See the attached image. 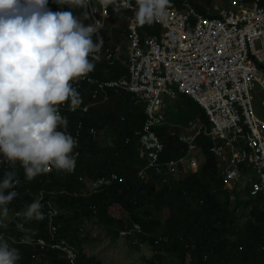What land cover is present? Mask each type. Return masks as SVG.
<instances>
[{
	"label": "trees",
	"instance_id": "trees-1",
	"mask_svg": "<svg viewBox=\"0 0 264 264\" xmlns=\"http://www.w3.org/2000/svg\"><path fill=\"white\" fill-rule=\"evenodd\" d=\"M186 1H188L191 5H193L199 12L202 11L203 13L202 12L201 13L205 16H209V13H210L211 17L217 15L216 13L213 12L214 5H215L214 0H205V1L204 0H171V4L177 5V3H178L177 7L184 8L186 6ZM52 3H53V5H52ZM200 3H203L202 4L203 6ZM182 5H184V6H182ZM69 6H70L69 3L59 4L56 2V0H48L47 9H49L53 12L54 11L55 12L61 11V10L71 11V12H73L74 15L81 18L83 23L87 22L86 25L91 23L92 14H91L89 6L86 9L76 7L73 5H71L70 7ZM111 6H109V15L110 16L107 17V19H106L107 23L110 24L112 22L117 21L118 17L119 18H124V17L127 18L129 16L128 11L126 12V10L123 11L124 9H122L118 13V17H117V14H116L117 12L115 13L114 9L111 8ZM110 8L112 9L111 13H110ZM85 11H87L89 14L87 19H85L82 15ZM74 12H76V13H74ZM114 19H115V21H114ZM128 26H129V23H128ZM106 27H107V25H106ZM155 27H157V26H155ZM155 27H154V25H148L146 28H142V29H143V31H145L146 29H149V28L153 29ZM126 29H127V26H126ZM142 29L140 30L141 33H142ZM157 29H158V27H157ZM155 31H156V33H160V31L156 30V28H155ZM141 33H140V36L143 37L141 35ZM154 33L155 32L153 29L152 34H154ZM143 34L146 35L144 32H143ZM97 35L101 36L103 38V46L101 48V51L98 53L99 59H101V61L98 62V64L94 67V70L89 74L94 75L96 73L94 75L96 77L98 76L99 78L102 77V78H106V79H112V78L121 77L122 75L129 73L130 69H128L129 66H127L126 64H120L119 63L117 65L110 66L107 62H105V59L103 57V53L105 51H107V49L113 43V37L109 33V31L108 30L106 31V28H105L104 31L102 30ZM97 35H96V37L94 36V38H93L94 41L96 40ZM125 35H126V38L128 41L129 30H128V34H125ZM144 42H145V40H144ZM98 60H93V61L96 62ZM120 69H122V70H120ZM123 69H126V70H123ZM100 72H102V73H100ZM78 81H80V80H78ZM78 81H76V82H78ZM76 82H74V83H76ZM74 83H73V85H74ZM106 89H109V90H106V91L104 90L102 93V96L105 97L108 93L110 95H112L111 101L109 103H107L105 105H101V106L92 107L91 108L92 111L90 109V112H87V113L81 112V111L80 112L77 111L78 113L65 111L66 115L68 116V114H69V116H70V117L68 116V121H67V126L69 127V128L68 127L66 128L67 132L72 134V136H75L76 135L75 133L77 132V130H79V129L81 130L80 131L81 132V136H80L81 138L79 139L80 143H78V145L74 148V151H73V154H75L76 152L79 151L80 157L78 159L77 164L75 165V168L72 171H70V172L65 171L64 172L63 170H57L53 167L47 173L39 174L36 177V179L34 178V180H31V183H30V182H28L26 177L23 176V175H25L24 170L21 166H19L20 165L19 162L16 164L15 170L18 173V176H19L18 179L21 182L23 181L25 184L22 182L16 186L15 190L17 191L18 196L13 200L14 202L12 201L13 204L11 202L10 206H7L10 210L9 211L10 217L8 216L4 220V225H7L6 227L4 225H0V232H5L6 237L3 239L7 240L8 244L11 242L10 243L11 245L9 244L10 247L15 248L14 246H16V249L19 251V254H21L20 255L21 258L25 256V258L23 260L20 258L21 260L20 261L18 260L17 264H24V263L25 264H30V263L31 264H42V262L45 264H73L69 259H67L62 254V252L60 250L54 249L51 245H49L51 247L48 246L49 248L44 249L42 246H41L42 247L41 248L38 244L33 243L31 240H29L30 238H37L38 239V238H43V237L47 240L49 239L48 241L50 243L56 242V241H60V242L61 241H67V242H69V240H70V242H69L70 244L79 248L80 258H82V259H79V264H85V263L86 264H96V263L98 264V260H99L98 255H96L97 253L94 252L92 247H91L92 242L98 240V237L95 236L94 234H92V232H91V224L92 223H96L100 227L105 229V233H104V234H106L105 237L108 240L111 237V240H109L110 242L111 241L116 242V241H118L119 238H122L121 234L124 231H134L133 234H135V235H133L132 237H129L130 240L128 238H125V239H127V243L130 244V246H132L133 248L135 247L134 246L135 241L138 239L136 246H138V245L139 246L135 247V249L137 248V250H140L138 248H141V250H142V248L144 246H147V247L149 246V249L151 250V255L149 258H146V260H145V258H143V260H145L144 263L146 262V264H148V262L150 264H168V261L171 262V264H264V196H262V195H256V196L250 195L249 194L250 192L248 191L247 186H245L241 181H238L236 183L235 182L229 183V182H226L224 180V176L221 173V166H222L221 164L222 163H220V159L215 154L210 152V149H209L210 140L206 136L204 137L203 143H202V147L204 148L203 151H204V155H205V162L203 164L199 165V167L196 170H191L189 172L185 171V172L181 173L178 177H176L174 174H169L168 176H169L170 180L168 182H163L162 176H158V173L154 169H149L148 175L146 177H143L141 175V172L144 169H146V167H147L146 165H148V162L145 158L142 157V144H141V141L138 142V140H141V139H140V135H138L137 132H139L140 130L142 131L144 126H145V122H144V121H146L145 105L144 104H140V105L137 104L138 99H136V95H134L133 93L131 95L130 92H127L126 90L124 91V89L110 88V87H106ZM82 93L80 94V97L83 99ZM178 94L179 95H178L177 100H179V102L181 103L180 110L184 109V112L182 114L183 117H182V115H178L175 112H171V111L168 112L167 111V117H168L166 119L167 123L166 124L164 123L163 124L164 126L161 125L162 127L157 126L158 128L157 127L155 128V130L158 132V134H160L159 136L161 137L162 141L165 142V148H164V151L162 153V161H164V162L169 161V160H179L180 158H182L185 155L186 145H185L184 141L180 140V135L183 133L182 130L186 129V127H187V125L191 119L195 118L196 116H198L200 114V115H203V117L206 121H209V119L207 117L208 115L206 113V110H204V108L198 102H196L191 96H189L186 93L179 92ZM180 96H184L183 99L185 101L183 99H180ZM91 97L93 98V95L90 96V98ZM193 101H194V103H192ZM88 103H89V101H87V104ZM184 103H185V105H184ZM68 104L70 106V102H68ZM131 104H135V105H132V107H131ZM136 106L139 109H136L135 108ZM101 107H102V110H101ZM125 107L128 109H125ZM97 108H99V109H97ZM131 108H132V110H130ZM93 109H95L97 111H93ZM194 109L196 111L198 109V111L196 112ZM188 110L190 112H188ZM200 110H203L204 112H202ZM79 113H80V115H79ZM184 113H187V114L185 115ZM197 113H199V114H197ZM205 113H206V115H205ZM84 114H87L86 115L87 119L90 122L88 120H86V117ZM89 114H91V115H89ZM95 114H97L98 116ZM129 114H132V115H129ZM71 115L74 117H77V115H78V117H77V119H75ZM82 115H84V117ZM80 116L82 117V119ZM96 116H97V118H96ZM103 116H104V118H103ZM108 116H110V117H108ZM122 117L124 120L122 119ZM144 117H145V120H144ZM78 118L81 120H79ZM91 118H94V119H91ZM83 119H85V120L83 121ZM141 119H143V120H141ZM75 120H76V122H75ZM97 121H98V123H97ZM73 122H74V124H73ZM77 122H79V123H77ZM69 123H70V125H69ZM181 123H182V125H181ZM173 124H177V125L180 124L182 127H180V126L174 127ZM76 125H78V126H76ZM101 125H103L104 127H102ZM123 125L126 127H124ZM87 126L90 127V130H89L90 132H88L87 129H89V128ZM76 127H78V128H76ZM81 127H83V128H81ZM91 127H97V130H98L97 135L98 136L92 133ZM98 128H100V129H98ZM176 129H177V131H175ZM62 130H64V129L62 128ZM110 131H112V132L110 133ZM178 131H180V132H178ZM82 132H85L84 135ZM166 132H167V134H165ZM102 133H103V135H102ZM120 133H121V135H120ZM118 134H119V136H118ZM175 136H177V137H175ZM117 138H118V140H117ZM132 138L134 140H132ZM115 142H117V143H115ZM125 142H127V143H125ZM129 145H130V147L128 148ZM99 149H100V151H99ZM93 152H94V154H93ZM164 152H166L165 155H163ZM207 154H209V155H207ZM0 159H2V158L0 157ZM145 162H147V163H145ZM91 164L93 166L92 168L90 167ZM182 166H183L182 164L181 165L179 164L177 167H178V169L184 170V168ZM141 167L143 169H140ZM184 167L186 169V166H184ZM1 168H3V169H1ZM0 169H1L0 170V182H2L4 174L6 172L5 170L7 169V171H11L12 165L6 164V163H4V164L0 163ZM51 171H54V172L56 171V172L55 173L52 172L53 174H51ZM117 171H119V172H117ZM113 173H118L120 176L118 180L113 182L114 185L111 184V185H108L106 187L104 186L101 189L102 191L99 190V191L91 192L89 185L95 179L98 180L104 176H110ZM197 173H198V175H197ZM138 174H139V177L135 178L136 176H138ZM204 174H206V175H204ZM210 174L212 177L210 176ZM41 175H42V177H41ZM56 175H57V177H59V176L60 177L57 178ZM62 175H63V178H62ZM64 175H65V178H64ZM209 176H210V178H209ZM96 177H98V178H96ZM216 177H221L222 179L220 180V178L218 179ZM184 178L187 180L185 181ZM211 178L214 181H212ZM81 179H82V181H81ZM43 180H44V182H43ZM159 180L160 181L162 180L161 181L162 183H160ZM144 181H146V182H144ZM27 182H28V184H27ZM50 182H52V183H50ZM182 182H183V184H182ZM35 183H36V185H35ZM144 183H146V184L144 185ZM156 183L158 184L159 187L157 186ZM174 183H176V185ZM163 184H164V186H163ZM81 185H83V186H81ZM84 186H85V188H84ZM152 186H154L153 187L154 189L151 188ZM212 186H213V188H212ZM222 186H223V189H222ZM66 187H69V188L67 189ZM86 187H87V189H86ZM143 187H145L146 189H149V191L148 190L146 191V189L144 191ZM147 187H149V188H147ZM178 187H180V188H178ZM224 187H225V190H224ZM242 187H244V188H242ZM106 188H108V189H106ZM172 189H173V191H172ZM231 189H232V191H231ZM11 190L12 189H9L6 191H11ZM76 190H78L77 193H76ZM136 191H138V192H136ZM167 191H169V192H167ZM233 191H235V192H233ZM39 192H41V193H39ZM121 192H123V193H121ZM166 192L168 194L171 193L172 197L168 196L166 194ZM100 193H102V194H100ZM98 194H100V195H98ZM146 194H148V195H146ZM158 194H160V195H158ZM186 194L187 195L189 194V195L186 196ZM71 195H73V196H71ZM87 195H89L91 198H93V200H91V198ZM92 195H93V197H92ZM95 195H98L99 197H94ZM154 195H157V196H154ZM166 195H167L168 202L166 200ZM192 195H193V198H191ZM38 196H40V197H38ZM66 196L69 198H67ZM152 197L153 198L155 197L154 200ZM176 197H177V199H176ZM218 197H220V198H218ZM57 198H59V200ZM161 198H162L163 202L165 201L164 203L161 201ZM186 198H188V199H186ZM37 199H39L43 205L41 211H43L44 215L48 212V210L52 206L61 210L60 211L61 214H60V216H57V221H56V223L58 222L61 225L60 229H59L60 233H57V236H55V234L53 235V232L51 229V224H50V219H48V218L44 217V219H46V220L43 219V221H44V223H43V221H41V220L38 221L35 219L22 221L19 217L16 216V213L24 211L29 204H31L32 202H34ZM68 199H71V201L70 200L68 201ZM72 199L75 202H73ZM79 199H80V202H78ZM82 199H83V202H82ZM23 200H24V202H23ZM62 200H64L63 202H67L66 205H65V203L63 204ZM26 201H28V202H26ZM151 201L152 202L154 201V202L152 203ZM170 201H173L172 205H174V206L171 205ZM192 201H193V204H191ZM232 201H233V203H232ZM69 202H71V203L69 204ZM196 202H199V203H196ZM81 203H82V206L80 205ZM93 203H94V206L92 205ZM167 204L169 206H172V209ZM195 204L196 205L198 204L197 205L198 207H196ZM64 205L66 206V208L64 207ZM136 205H138V208ZM166 205H167V207H166ZM176 205H177V207H176ZM48 206H50V208H48ZM97 206L100 207V209ZM147 206H148V208H146ZM19 207H20V209H19ZM175 207H176V209H181V210L177 211L175 209ZM195 207H196V209H195ZM47 208H48V210H46ZM85 208H86V210H85ZM200 208H201V210H199ZM163 209L164 210L167 209L169 211V214H168V217L164 221H160V217L157 215V213H158V211H160V212L163 211ZM173 210H175V212ZM183 210H184V212H183ZM190 210H191V212H189ZM77 211L78 212L80 211L81 213L79 212L80 214H78ZM186 211H188V212H186ZM153 212H154V214H153ZM138 213L139 214L141 213V214L139 215ZM143 213H144V215H143ZM80 215H82L81 218H79ZM97 215H99V216H97ZM154 215L156 216L155 218H154ZM137 216H138V218H137ZM179 216H182V219ZM170 217H171V219H170ZM143 218L145 220H143ZM176 218H177V220H176ZM63 219L66 221H64ZM74 219H76V221H74ZM193 219H195V220H193ZM18 220H20V221H18ZM175 220L177 221V223H175ZM62 221L64 222L63 224H62ZM151 221H153V222H151ZM157 221L159 222L158 224H157ZM41 222H42V224H41ZM155 222H156V225L154 226ZM166 222H168V223H166ZM188 222H189V225H188ZM17 223H23L24 227L26 226V224H29V225H27V227H25V229H28L29 230L28 232L31 234H28L25 231L22 232L21 230H18L17 227L15 226V225H17ZM169 223H171V224L169 225ZM78 224H80L81 226ZM137 224H141V226L143 225L141 232L136 229L135 226ZM146 224H147V227H146ZM176 224H177V226H176ZM181 224H183V226H181ZM174 225H175V227H174ZM211 225L213 228L211 227ZM215 225H217V226H215ZM8 226H10V227H8ZM43 226H45V227H43ZM84 226H85V228L83 231ZM76 227L77 228L79 227L78 228L79 230ZM201 227H202V229H201ZM205 227H207V228H205ZM45 228L47 230H51L50 231L51 233L47 232V230ZM126 228H128V229H126ZM180 228H182V231ZM81 229H82V232H81ZM114 230L116 232H114ZM117 230L120 232H118ZM170 230H171V233H170ZM109 231H111V232H109ZM167 231H168V233H167ZM207 231L209 233H207ZM213 231H214V233H213ZM17 232H18V234H17ZM181 232H183L184 234L182 233V235H181ZM196 232H197V234H196ZM201 232H203V233L200 236ZM14 233H16V234L14 235ZM80 233H81V235H80ZM169 233L171 234V236ZM173 233H174V236H173ZM204 233H206V234H204ZM49 234H51V235H49ZM104 234H102V235L104 236ZM207 234L209 236L211 234L212 235L208 238ZM109 235H111V236L108 238ZM112 235H114V237ZM192 235H194L195 237H192ZM197 235H199V236H197ZM19 236L21 239L19 238ZM29 236H30V238H29ZM65 236H66V238L64 239ZM85 236L87 238H84ZM185 236H186V239H185ZM196 236H197V238H196ZM50 237H52L53 240H51ZM82 237L85 240V243H84V240H82ZM187 237H191V238H187ZM67 238H68V240H67ZM95 238H97V240H95ZM214 238H215V240H214ZM171 239H172V241H171ZM174 239H176L178 241L175 242ZM193 239H194V241H193ZM227 239H229V241ZM159 240L162 241L163 243H161ZM179 242H181V243H179ZM184 242H187V243H184ZM13 244H14V246H13ZM81 245H82V247H81ZM188 245H189V247H188ZM187 247H188V249H187ZM80 249H83V250H80ZM154 249H155V251H154ZM53 250L54 251L56 250V251L54 252ZM196 250H198V251L195 253ZM225 250H226V252H224ZM190 251H191V253H190ZM57 252H58V254H57ZM219 253H220V255H219ZM211 254H212V256H211ZM216 254H217V256H216ZM205 255H207V256H205ZM214 255H215V257H214ZM82 256H84V257H82ZM37 257H38V259H37ZM43 257L45 258V260ZM60 257H62V258H60ZM91 257H93V259H96V260H93ZM27 259H29V260H27ZM80 260L83 261L84 263L81 262ZM158 260H161L163 262H159ZM226 260H227V262H225ZM24 261H27V263ZM188 261H190V262H188ZM21 262H23V263H21Z\"/></svg>",
	"mask_w": 264,
	"mask_h": 264
},
{
	"label": "built area",
	"instance_id": "built-area-1",
	"mask_svg": "<svg viewBox=\"0 0 264 264\" xmlns=\"http://www.w3.org/2000/svg\"><path fill=\"white\" fill-rule=\"evenodd\" d=\"M93 1L89 0L88 6L93 25L99 22L100 32L109 17L110 5L107 8L98 5V10ZM228 3L215 4L213 12L217 15L210 17L197 11L188 1L185 8H179L170 0L166 20L152 23L160 27L161 32L144 39L140 30L149 24L137 23L136 0H131L133 8L124 9L130 14V74L100 87L124 89L145 105V126L137 132L142 157L148 161L147 169L141 172L143 177L148 175L149 169H154L163 182H168L169 174L178 177L185 172L178 169L179 164L186 166V172L196 170L199 155L195 150H202L197 136L204 132L211 143L210 152L222 161L224 180L241 181L250 195L264 196V98L260 101V110L255 105V94L264 93V4L263 0H253L250 4L245 0H229ZM179 92L188 94L206 110L210 125H205L199 116L189 121L180 135V140L187 145L185 156L164 162L165 145L155 128L166 122L164 97L175 98ZM91 94L97 97V91ZM66 106L65 102L59 107L60 113ZM91 107L83 105V112ZM77 110L78 107L74 110L70 107L66 111ZM91 131L98 134L96 127ZM79 154H74L75 165ZM119 177L118 173H113L94 180L89 185L91 192L113 184ZM60 214V210L52 206L44 215L50 219L55 236L61 226L56 223ZM136 229L141 232L142 226L137 224ZM133 233L124 231L121 237L128 238L135 235ZM0 237L5 238V232H0ZM29 240L43 248L51 245L73 264H79V249L67 241Z\"/></svg>",
	"mask_w": 264,
	"mask_h": 264
},
{
	"label": "clouds",
	"instance_id": "clouds-1",
	"mask_svg": "<svg viewBox=\"0 0 264 264\" xmlns=\"http://www.w3.org/2000/svg\"><path fill=\"white\" fill-rule=\"evenodd\" d=\"M56 2L86 9L89 0ZM98 3L104 8L112 5L117 13L133 8L131 0ZM47 4L48 0H0V163L13 166L0 182V225L9 215L7 206L18 196L17 162L28 181L53 167L69 172L75 168L77 141L66 131L67 119L59 107L70 102L74 110L82 103L73 82L94 70L93 60L99 59L103 46L93 16L85 25L73 12H53ZM169 4L170 0H136L135 20L141 25L163 22ZM82 15L87 19L89 14ZM42 207L37 199L16 216L22 221L43 220ZM16 227L29 231L23 223ZM20 258L19 251L0 237V264H17Z\"/></svg>",
	"mask_w": 264,
	"mask_h": 264
},
{
	"label": "bare ground",
	"instance_id": "bare-ground-1",
	"mask_svg": "<svg viewBox=\"0 0 264 264\" xmlns=\"http://www.w3.org/2000/svg\"><path fill=\"white\" fill-rule=\"evenodd\" d=\"M204 1H205V0H204ZM207 2H208V1H207ZM54 3H55V2H54ZM65 4H66V3H65ZM175 4H176V3H175ZM200 4L202 5L203 3H200ZM52 5H53V3H52ZM54 5H55V4H54ZM177 5H178V3H177ZM180 5H181V4H180ZM50 6H51V5H50ZM67 6H68V5H67ZM67 6H66V7H67ZM70 6H71V5H70ZM70 6H69V7H70ZM110 6H111V5H110ZM182 6H184V5H182ZM202 6H203V5H202ZM53 7H54V6H53ZM185 7H186V6H185ZM185 7H184V8H185ZM204 7H205V6H204ZM111 8H113V6H111ZM111 8H110V13H111V10H112ZM202 8H203V7H202ZM205 8H206V7H205ZM74 9H75V8H74ZM78 9H79V8H78ZM123 11H125V10H123ZM203 11H204V10H203ZM205 11H206V10H205ZM54 12H55V11H54ZM80 12H81V11H80ZM126 12H127V11H126ZM201 12H202V11H201ZM74 13H76V12H74ZM77 13H78V12H77ZM115 13H116V12H115ZM202 13H203V12H202ZM205 13H206V12H205ZM116 14H117V17H118V13H116ZM207 14H208V13H207ZM109 16H110V15H109ZM115 16H116V15H115ZM124 16H125V15H124ZM209 16H210V13H209ZM80 17H81V16H80ZM121 17H122V16H121ZM210 17H211V16H210ZM82 18H83V17H82ZM124 18H125V17H124ZM80 19H81V18H80ZM106 19H107V18H106ZM118 19H119V17H118ZM121 19H122V18H121ZM85 21H86V20H85ZM114 21H115V19H114ZM123 21H124V20H123ZM116 23H117V22H116ZM121 23H122V22H121ZM123 23H124V22H123ZM84 24L86 25L87 22H84ZM114 24H115V23H114ZM118 26H119V25H118ZM147 26H148V25H147ZM147 26H146V27H147ZM146 27H144V28H146ZM154 27H155V26H154ZM114 28H115V27H114ZM155 28H156V30H158L157 27H155ZM155 28H153V29H154V32L156 33ZM149 29H150V28H149ZM149 29H146V30H149ZM126 30H127V29H126ZM128 30H129V29H128ZM122 31H123V30H122ZM122 31H120V32H122ZM159 31H160V30H159ZM125 32H127V31H125ZM125 32H124V33H125ZM148 32H149V31H148ZM152 32H153V31H152ZM157 32H158V31H157ZM140 33H141V32H140ZM126 34H127V33H126ZM157 34H158V33H157ZM113 35H114V33H113ZM141 35H142V33H141ZM150 35H151V34H150ZM114 37H115V36H114ZM128 38H129V37H128ZM128 42H129V41H128ZM128 44H129V43H128ZM127 51H128V50H127ZM111 55H112V54H111ZM127 56H128V55H127ZM118 57H119V56H118ZM99 60H100V59H99ZM102 60H103V59H102ZM129 60H130V59H129ZM117 64H119V63H116V65H117ZM104 66H105V65H104ZM107 67H108V66H107ZM118 67H119V66H118ZM118 67H117V68H118ZM120 67H121V66H120ZM125 67H126V66H125ZM102 68H103V67H102ZM123 68H124V67H123ZM128 69H130V68H128ZM128 69H127V70H128ZM120 70H122V69H120ZM123 70H126V69H123ZM95 72H96V71H95ZM127 72H128V71H127ZM100 73H102V72H100ZM123 73H124V72H123ZM95 74H96V73H95ZM95 74H94V75H95ZM87 76H88V75H87ZM89 76H92V75L90 74ZM100 76H101V75H100ZM120 76H121V75H120ZM97 77H98V76H97ZM97 77H95V78H97ZM101 78H102V77H101ZM82 79H83V78H82ZM112 79H114V78H112ZM79 80H80V79H79ZM96 80H97V79H96ZM100 80H101V79H100ZM102 80H103V79H102ZM106 80H107V79H106ZM80 81H81V84H82V80H80ZM83 81H85V80H83ZM116 81H117V80H116ZM78 82H79V81H78ZM88 82H89V81H88ZM92 82H94V81H92ZM103 82H104V81H103ZM73 83H74V82H73ZM76 83H77V82H76ZM79 83H80V82H79ZM79 83H78V84H79ZM90 83H91V82H90ZM93 84H94V83H93ZM93 84H92V86H93ZM97 84H98V83H97ZM101 84H102V83H101ZM85 85H87V84H85ZM89 85H91V84H89ZM81 86H82V85H81ZM97 88H99V86H97ZM105 88H106V87H105ZM80 89H81V88H80ZM108 90H109V89H108ZM79 91H80V90H79ZM93 91H94V90H93ZM105 91H106V90H105ZM124 91H125V90H124ZM86 92H87V91H86ZM84 93H85V92H84ZM119 93H120V92H119ZM80 94H81V93H80ZM82 94H83V93H82ZM108 94H109V93H108ZM180 94H181V93H180ZM99 95H100V94H99ZM131 95H132V93H131ZM134 95H135V94H134ZM178 95H179V94H178ZM82 96H83V95H82ZM91 96H92V95H91ZM85 97H86V96H85ZM101 97H104V96H101ZM180 97H181V96H180ZM258 97H259V96H258ZM91 98H92V97H91ZM131 98H132V97H131ZM170 98H171V97H170ZM183 98H184V97H183ZM183 98H182V99H183ZM256 98H257V95H256ZM92 99H93V98H92ZM98 99H99V97H98ZM167 99H168V98H167ZM172 99H173V98H172ZM172 99H170V100L172 101ZM85 100H88V99H85ZM93 100H94V99H93ZM93 100H92V101H93ZM104 100H105V99L103 98V101H104ZM170 100H169V102H170ZM175 100H176V99H175ZM183 100H184V99H183ZM98 101H99V100H98ZM108 101H109V100H108ZM131 101H132V100H131ZM173 101H174V100H173ZM178 101H179V100H178ZM184 101H185V100H184ZM184 101H183V102H184ZM255 101H257V100H255ZM84 102H85V101H84ZM86 102H87V101H86ZM89 102H90V101H89ZM257 102H258V101H257ZM90 103H91V102H90ZM192 103H194V101H193ZM192 103H191V104H192ZM106 104H107V103H106ZM257 104H259V103H257ZM87 105H89V104H87ZM103 105H105V104H103ZM132 105H135V104H131V107H132ZM139 105H140V104H139ZM184 105H185V103H184ZM259 105H260V104H259ZM188 106H189V105H188ZM194 106H195V105H194ZM67 107H68V106H67ZM123 107H124V106H123ZM123 107H122V108H123ZM127 107H128V106H127ZM129 107H130V106H129ZM139 107H140V106H139ZM135 108H136V109H139V108H137V106H136ZM181 108H182V107H181ZM190 108H191V107H190ZM194 108H195V107H194ZM196 108H197V107H196ZM198 108H199V107H198ZM67 109H68V108H67ZM78 109H79V108H78ZM97 109H99V108H97ZM125 109H128V108L125 107ZM257 109H258V108H257ZM82 110H83V109H82ZM101 110H102V107H101ZM130 110H132V108H131ZM133 110H134V109H133ZM177 110H178V109H177ZM194 110H195V109H194ZM204 110H205V109H204ZM89 111H90V110H89ZM91 111H92V109H91ZM93 111H97V110L93 109ZM120 111H121V110H120ZM128 111H129V110H128ZM179 111H180V110H179ZM181 111H182V113H183V112H184V109H183V110L181 109ZM195 111H196V110H195ZM197 111H198V109H197ZM197 111H196V112H197ZM200 111L204 112L203 110H200ZM200 111H199V112H200ZM81 112H82V111H81ZM131 112H132V111H131ZM188 112H190V111L188 110ZM63 113H64V112H63ZM86 113H87V112H86ZM97 113H98V112H97ZM133 113H134V112H133ZM133 113H132V114H133ZM75 114H76V113H75ZM81 114H82V113H81ZM132 114H129V115H132ZM184 114L186 115L187 113H184ZM190 114H191V113H190ZM197 114H199V113H197ZM65 115H66V112H65ZM79 115H80V113H79ZM84 115H85V117H86V120H88V119H87V116H86L87 114H84ZM84 115H82V116L84 117ZM89 115H91V114H89ZM89 115H88V116H89ZM95 115H97V114H95ZM122 115H123V114H122ZM194 115H195V114H194ZM199 115H200V114H199ZM199 115H198V116H199ZM205 115H206V113H205ZM68 116H69V114H68ZM71 116H72V115H71ZM97 116H98V115H97ZM97 116H96V118H97ZM201 116L203 117V115H200V117H201ZM69 117H70V116H69ZM72 117H74V116H72ZM72 117H71V118H72ZM77 117H78V115H77ZM77 117H74V118L77 119ZM80 117H81V116H80ZM91 117H92V116H91ZM99 117H100V116H99ZM108 117H110V116H108ZM130 117H131V116H130ZM182 117H183V115H182ZM205 117H206V116H205ZM207 117H208V116H207ZM103 118H104V116H103ZM111 118H112V117H111ZM167 118H168V117H167ZM203 118H204V117H203ZM78 119H79V118H78ZM81 119H82V117H81ZM81 119H79V120H81ZM89 119H90V118H89ZM91 119H94V118H91ZM120 119H121V118H120ZM122 119H123V117H122ZM206 119H207V118H206ZM208 119H209V117H208ZM84 120H85V119H83V121H84ZM95 120H96V119H95ZM123 120H124V119H123ZM141 120H143V119H141ZM144 120H145V117H144ZM72 121H73V120H72ZM88 121H89V120H88ZM101 121H102V120H101ZM114 121H115V120H114ZM70 122H71V121H70ZM75 122H76V120H75ZM89 122H90V121H89ZM99 122H100V121H99ZM105 122H106V121H105ZM141 122H142V121H141ZM144 122H145V121H144ZM207 122L209 123L210 121H207ZM77 123H79V122H77ZM97 123H98V121H97ZM113 123H114V122H113ZM165 123H166V122H165ZM71 124H72V123H71ZM73 124H74V122H73ZM95 124H96V123H95ZM103 124H104V123H103ZM105 124H106V123H105ZM209 124H210V123H209ZM209 124H208V125H209ZM69 125H70V123H69ZM96 125H97V124H96ZM141 125H142V124H141ZM179 125H180V124H179ZM181 125H182V123H181ZM74 126H75V125H74ZM74 126H73V127H74ZM76 126H78V125H76ZM98 126H99V125H98ZM101 126L104 127L103 125H101ZM123 126H124V125H123ZM131 126H132V125H131ZM131 126H130V127H131ZM162 126H163V125H162ZM185 126H186V125H185ZM67 127H68V126H67ZM70 127H71V126H70ZM87 127L89 128V129H87L88 132H90V131H89V130H90V127H89V126H87ZM99 127H100V126H99ZM124 127H126V126H124ZM158 127H160V126H158ZM158 127H157V128H158ZM177 127H178V125H177ZM68 128H69V127H68ZM76 128H78V127H76ZM81 128H83V127H81ZM96 128H97V127H96ZM100 128H101V127H100ZM100 128H98V129H100ZM128 128H129V127H128ZM137 128H138V127H137ZM172 128H173V127H172ZM184 128H185V127H184ZM111 129H112V128H111ZM117 129H118V128H117ZM133 129H134V128H133ZM160 129H161V128H160ZM174 129H175V128H174ZM174 129H173V130H174ZM60 130H62V128H61ZM64 130H65V129H64ZM173 130H172V131H173ZM181 130H182V129H181ZM66 131H67V130H66ZM71 131H72V130H71ZM140 131H141V130H140ZM172 131H171V132H172ZM175 131H177V129H176ZM75 132H76V131H75ZM107 132H108V131H107ZM107 132H106V133H107ZM111 132H112V131H110V133H111ZM178 132H180V131H178ZM73 133H74V132H73ZM82 133H83V135H84L85 132H82ZM110 133H109V134H110ZM169 133H170V132H169ZM175 133H176V132H175ZM75 134H76V133H75ZM165 134H167V132H166ZM71 135H72V134H71ZM73 135H74V134H73ZM102 135H103V133H102ZM104 135H105V134H104ZM120 135H121V133H120ZM159 135H160V134H159ZM200 135H201V133H200ZM200 135H199V136H200ZM202 135H203V134H202ZM80 136H81V135H80ZM80 136H79V137H80ZM97 136H98V135H97ZM100 136H101V135H100ZM100 136H99V137H100ZM118 136H119V134H118ZM127 136H128V135H127ZM131 136H132V135H131ZM133 136H134V135H133ZM166 136H167V135H166ZM82 137H83V136H82ZM84 137H85V136H84ZM167 137H168V136H167ZM167 137H166V138H167ZM175 137H177V136H175ZM201 137H202V136H201ZM203 137H204V136H203ZM80 138H81V137H80ZM86 138H87V137H86ZM95 138H96V137H95ZM119 138H120V137H119ZM137 138H138V137H137ZM199 138H200V137H199ZM82 139H83V138H82ZM200 139H201V138H200ZM203 139H204V138H203ZM203 139H202V140H203ZM84 140H85V139H84ZM105 140H106V139H105ZM110 140H111V139H110ZM117 140H118V138H117ZM126 140H127V139H126ZM132 140H134V139L132 138ZM93 141H94V140H93ZM99 141H100V140H99ZM101 141H102V140H101ZM111 141H112V140H111ZM139 141H141V140H138V142H139ZM197 141H198V140H197ZM113 142H114V141H113ZM132 142H133V141H132ZM132 142H131V143H132ZM198 142H199V141H198ZM79 143H80V142H79ZM111 143H112V142H111ZM115 143H117V142H115ZM125 143H127V142H125ZM128 143H129V142H128ZM131 143H130V144H131ZM209 143H210V142H209ZM103 144H104V143H103ZM113 144H114V143H113ZM200 144H201V143H200ZM122 145H123V144H122ZM126 145H127V144H126ZM131 145H132V144H131ZM123 146H124V145H123ZM123 146H122V147H123ZM79 147H80V146H79ZM90 147H91V146H90ZM99 147H100V146H99ZM124 147H125V146H124ZM124 147H123V148H124ZM129 147H130V145L128 146V148H129ZM123 148H122V149H123ZM105 149H106V148H105ZM122 149H121V150H122ZM203 149H204V148H203ZM123 150H124V149H123ZM99 151H100V149H99ZM117 152H118V151H117ZM117 152H116V153H117ZM119 152H120V151H119ZM165 153H166V152H164L163 155H165ZM93 154H94V152H93ZM209 154H210V153H209ZM209 154H207V155H209ZM213 154H214V153H213ZM212 156H213V155H212ZM1 158H2V157H1ZM170 158H171V157H170ZM214 158H215V157H214ZM175 159H176V158H175ZM144 160H145V159H144ZM169 161H170V160H169ZM218 161H219V160H218ZM147 162H148V161H147ZM147 162H145V163H147ZM221 162H222V161H221ZM17 163H18V162H17ZM3 164H4V163H3ZM215 164H216V163H215ZM217 164H218V163H217ZM143 165H144V164H143ZM180 165H181V164H180ZM219 165H220V164H219ZM221 165H222V164H221ZM15 166H16V165H15ZM19 166H20V165H19ZM146 166H147V165H146ZM216 166H217V165H216ZM7 167H8V166H7ZM90 167H91V168L93 167L92 164H91ZM3 168H4V167H3ZM3 168H1V169H3ZM12 168H13V166H12ZM1 169H0V170H1ZM138 169H139V168H138ZM140 169H143V168L141 167ZM146 169H147V168H146ZM4 170H5V169H4ZM5 171H7V169H6ZM140 171H141V170H140ZM52 172H54V171H51V174H53ZM55 172H56V171H55ZM55 172H54V173H55ZM64 172H65V171H64ZM117 172H119V171H117ZM90 173H91V172H90ZM90 173H89V174H90ZM111 173H112V172H111ZM138 173H139V172H138ZM57 174H58V173H57ZM2 175H3V174H2ZM4 175H5V174H4ZM91 175H92V174H91ZM155 175H156V174H155ZM194 175H195V174H194ZM194 175H193V176H194ZM197 175H198V173H197ZM201 175H202V174H201ZM204 175H206V174H204ZM204 175H203V176H204ZM23 176L25 177V175H23ZM23 176H22V177H23ZM37 176H38V175H37ZM37 176H36V177H37ZM45 176H46V175H45ZM58 176H59V175H58ZM210 176H211V174H210ZM210 176H209V178H210ZM36 177H35V179H36ZM41 177H42V175H41ZM56 177H57V175H56ZM59 177H60V176H59ZM59 177H57V178H59ZM104 177H105V176H104ZM137 177H139V174H138V176H136L135 178H137ZM141 177H142V176H141ZM157 177H158V176H157ZM211 177H212V176H211ZM222 177H223V176H222ZM18 178H19V176H18ZM43 178H44V177H43ZM52 178H53V177H52ZM62 178H63V175H62ZM64 178H65V175H64ZM87 178H88V177H87ZM96 178H98V177H96ZM133 178H134V177H133ZM142 178H143V177H142ZM154 178H155V177H154ZM159 178H160V177H159ZM173 178H174V177H173ZM189 178H190V177H189ZM207 178H208V177H207ZM216 178H218V179L220 178V180L222 179L221 177H216ZM1 179H2V178H1ZM38 179H39V178H38ZM45 179H46V178H45ZM54 179H55V178H54ZM67 179H68V178H67ZM76 179H77V178H76ZM143 179H144V178H143ZM184 179H185V178H184ZM203 179H204V178H203ZM211 179H212V178H211ZM25 180H26V179H25ZM33 180H34V179H33ZM69 180H70V179H69ZM95 180H96V179H95ZM149 180H150V179H149ZM155 180H156V179H155ZM186 180H187V179H185V181H186ZM205 180H206V179H205ZM205 180H204V181H205ZM26 181H27V180H26ZM26 181H25V182H26ZM35 181H36V180H35ZM72 181H73V180H72ZM81 181H82V179H81ZM85 181H86V180H85ZM150 181H151V180H150ZM159 181H160V180H159ZM159 181H158V182H159ZM161 181H162V180H161ZM161 181H160V183H162ZM212 181H214V180L212 179ZM22 182H23V181H22ZM22 182L20 181V183H22ZM28 182L31 183V181H28ZM28 182H27V184H28ZM37 182H38V181H37ZM43 182H44V180H43ZM144 182H146V181H144ZM23 183H24V182H23ZM50 183H52V182H50ZM84 183H85V182H84ZM185 183H186V182H185ZM222 183H223V182H222ZM232 183H233V182H232ZM235 183H236V182H235ZM24 184H25V183H24ZM24 184H23V185H24ZM117 184H118V183H117ZM145 184H146V183H144V185H145ZM148 184H149V183H148ZM148 184H147V185H148ZM156 184H157V183H156ZM167 184H168V183H167ZM174 184L176 185V183H174ZM177 184H178V183H177ZM182 184H183V182H182ZM205 184H206V183H205ZM207 184H208V183H207ZM211 184H212V183H211ZM225 184H226V183H225ZM33 185H34V184H33ZM35 185H36V183H35ZM41 185H42V184H41ZM84 185H85V184H84ZM113 185H114V184H113ZM149 185H150V184H149ZM152 185H153V184H152ZM226 185H227V184H226ZM19 186H20V185H19ZM38 186H39V185H38ZM57 186H58V185H57ZM69 186H70V185H69ZM81 186H83V185H81ZM81 186H80V187H81ZM116 186H117V185H116ZM157 186H158V184H157ZM163 186H164V184H163ZM180 186H181V185H180ZM205 186H206V185H205ZM208 186H209V185H208ZM21 187H22V186H21ZM29 187H30V186H29ZM105 187H106V186H105ZM114 187H115V186H114ZM153 187H154V186H152L151 188H153ZM158 187H159V186H158ZM167 187H168V186H167ZM235 187H236V186H235ZM24 188H25V187H24ZM56 188H57V187H56ZM62 188H63V187H62ZM66 188L68 189L69 187H66ZM84 188H85V186H84ZM137 188H138V187H137ZM147 188H149V187H147ZM178 188H180V187H178ZM209 188H210V187H209ZM212 188H213V186H212ZM231 188H232V187H231ZM233 188H234V187H233ZM242 188H244V187H242ZM26 189H27V188H26ZM77 189H78V188H77ZM86 189H87V187H86ZM106 189H108V188H106ZM141 189H142V188H141ZM141 189H140V190H141ZM143 189H144V191H145L146 188L143 187ZM153 189H154V188H153ZM165 189H166V188H165ZM222 189H223V186H222ZM228 189H229V188H228ZM237 189H238V188H237ZM46 190H47V189H46ZM79 190H80V189H79ZM147 190L149 191V189H146V191H147ZM168 190H169V189H168ZM208 190H209V189H208ZM215 190H216V189H215ZM224 190H225V187H224ZM224 190H223V191H224ZM233 190H234V189H233ZM43 191H44V190H43ZM49 191H50V190H49ZM77 191H78V190H76V193H77ZM89 191H90V190H89ZM101 191H102V190H101ZM172 191H173V189H172ZM227 191H228V190H227ZM231 191H232V189H231ZM238 191H239V190H238ZM46 192H47V191H46ZM60 192H61V191H60ZM73 192H74V191H73ZM81 192H82V191H81ZM106 192H107V191H106ZM123 192H124V191H123ZM123 192H121V193H123ZM136 192H138V191H136ZM136 192H135V193H136ZM140 192H141V191H140ZM153 192H154V191H153ZM163 192H164V191H163ZM167 192H169V191H167ZM167 192H166V194H167L168 196H171V193L168 194ZM216 192H217V191H216ZM219 192H220V191H219ZM233 192H235V191H233ZM39 193H41V192H39ZM61 193H62V192H61ZM67 193H68V192H67ZM82 193H83V192H82ZM82 193H81V194H82ZM88 193H89V192H88ZM103 193H104V192H103ZM147 193H148V192H147ZM151 193H152V192H151ZM210 193H211V192H210ZM226 193H227V192H226ZM244 193H245V192H244ZM93 194H94V193H93ZM95 194H96V193H95ZM100 194H102V193H100ZM100 194H98V195H100ZM136 194H137V193H136ZM160 194H161V193H160ZM160 194H158V195H160ZM227 194H228V193H227ZM227 194H226V195H227ZM234 194H235V193H234ZM245 194H246V193H245ZM249 194H250V193H249ZM41 195H42V194H41ZM69 195H70V194H69ZM69 195H68V196H69ZM98 195H95L94 197H99ZM146 195H148V194H146ZM167 195H166V200H167V202H168ZM188 195H189V194H188ZM188 195L186 194V196H188ZM238 195H239V194H238ZM63 196H64V195H63ZM71 196H73V195H71ZM83 196H84V195H83ZM87 196H89V195H87ZM143 196H144V195H143ZM151 196H152V195H151ZM154 196H157V195H154ZM213 196H214V195H213ZM219 196H220V195H219ZM227 196H228V195H227ZM227 196H226V197H227ZM25 197H26V196H25ZM38 197H40V196H38ZM42 197H43V196H42ZM66 197H67V196H66ZM66 197H65V198H66ZM69 197H70V196H69ZM69 197H67V198H69ZM75 197H76V196H75ZM75 197H74V198H75ZM89 197H90V196H89ZM92 197H93V195H92ZM141 197H142V196H141ZM162 197H163V196H162ZM171 197H172V196H171ZM174 197H175V196H174ZM189 197H190V196H189ZM224 197H225V196H224ZM67 198H66V199H67ZM71 198H72V197H71ZM74 198H73V199H74ZM85 198H86V197H85ZM90 198H91V197H90ZM152 198H153V197H152ZM154 198H155V197H154ZM154 198H153V200H154ZM163 198H164V197H163ZM191 198H193V195H192ZM218 198H220V197H218ZM227 198H228V197H227ZM235 198H236V197H235ZM23 199H24V198H23ZM49 199H50V198H49ZM57 199L59 200V198H57ZM63 199H64V198H63ZM73 199H72V200H73ZM145 199H146V198H145ZM149 199H150V198H149ZM172 199H173V198H172ZM176 199H177V197H176ZM186 199H188V198H186ZM228 199H229V198H228ZM25 200H26V199H25ZM69 200L71 201V199H68V201H69ZM91 200H93V198H91ZM91 200H90V201H91ZM192 200H193V199H192ZM218 200H219V199H218ZM231 200H232V199H231ZM233 200H234V199H233ZM63 201H64V200H62V202H63ZM84 201H85V200H84ZM161 201H162V198H161ZM197 201H198V200H197ZM13 202H14V201H13ZM13 202H12V204H13ZM15 202H16V201H15ZM23 202H24V200H23ZM26 202H28V201H26ZM73 202H75V201L73 200ZM78 202H80V199H79ZM82 202H83V199H82ZM151 202H152V201H151ZM153 202H154V201H153ZM153 202H152V203H153ZM158 202H159V201H158ZM162 202H163V201H162ZM164 202H165V201H164ZM164 202H163V203H164ZM170 202H171V205H172V202H173V201H170ZM190 202H191V201H190ZM225 202H226V201H225ZM17 203H18V202H17ZM17 203H16V204H17ZM52 203H53V202H52ZM55 203H56V202H55ZM64 203H65V205H66L67 202H63V204H64ZM70 203H71V202H69V204H70ZM87 203H88V202H87ZM90 203H91V202H90ZM160 203H161V202H160ZM163 203H162V204H163ZM174 203H175V202H174ZM196 203H199V202H196ZM203 203H204V202H203ZM232 203H233V201H232ZM53 204H54V203H53ZM88 204H89V203H88ZM97 204H98V203H97ZM138 204H139V203H138ZM168 204H169V203H168ZM168 204H167V205H168ZM176 204H177V203H176ZM191 204H193V201H192ZM229 204H230V203H229ZM20 205H21V204H20ZM46 205H47V204H46ZM54 205H55V204H54ZM56 205H57V204H56ZM65 205H64V207L66 208ZM80 205L82 206V203H81ZM92 205L94 206V203H93ZM142 205H143V204H142ZM142 205H141V206H142ZM144 205H145V204H144ZM147 205H148V204H147ZM167 205H166V207H167ZM169 205H170V204H169ZM169 205H168V206H169ZM178 205H179V204H178ZM195 205H196V204H195ZM197 205H198V204H197ZM197 205H196V207H198ZM8 206H10V204H9ZM12 206H13V205H12ZM17 206H18V205H17ZM50 206H51V205H50ZM50 206H48V208H50ZM69 206H70V205H69ZM71 206H72V205H71ZM75 206H76V205H75ZM78 206H79V205H78ZM99 206H100V205H99ZM136 206H137V208H138V205H136ZM172 206H174V205H172ZM172 206H169V207H171V209H172ZM189 206H190V205H189ZM97 207H98V206H97ZM153 207H154V206H153ZM176 207H177V205H176ZM176 207H175V209H176ZM196 207H195V209H196ZM201 207H202V206H201ZM11 208H12V207H11ZM48 208H47L46 210H48ZM59 208H60V207H59ZM68 208H69V207H68ZM74 208H75V207H74ZM98 208L100 209V207H98ZM146 208H148V206H147ZM19 209H20V207H19ZM186 209H187V208H186ZM190 209H191V208H190ZM41 210H42V209H41ZM46 210H45V211H46ZM85 210H86V208H85ZM145 210H146V209H145ZM163 210H164V209H163ZM176 210L178 211V210H181V209H176ZM184 210H185V209H184ZM184 210H183V212H184ZM197 210H198V209H197ZM199 210H201V208H200ZM9 211H10V210H9ZM15 211H16V210H15ZM19 211H20V210H19ZM60 211H61V210H60ZM70 211H71V210H70ZM136 211H137V210H136ZM151 211H152V210H151ZM157 211H158V210H157ZM157 211H156V212H157ZM173 211L175 212V210H173ZM42 212H43V211H42ZM72 212H73V211H72ZM79 212H80V211H79ZM79 212L77 211L78 214L81 213V212H80V213H79ZM93 212H94V211H93ZM137 212H138V211H137ZM142 212H143V211H142ZM158 212H159V211H158ZM181 212H182V211H181ZM183 212H182V213H183ZM186 212H188V211H186ZM189 212H191V210H190ZM47 213H48V212H47ZM74 213H75V212H74ZM162 213H163V212H162ZM179 213H180V212H179ZM138 214H139V213H138ZM140 214H141V213H140ZM140 214H139V215H140ZM153 214H154V212H153ZM176 214H177V213H176ZM64 215H65V214H64ZM133 215H134V214H133ZM139 215H138V216H139ZM143 215H144V213H143ZM155 215H156V214H155ZM155 215H154V218L156 217ZM177 215H178V214H177ZM182 215H183V214H182ZM59 216H60V215H59ZM65 216H66V215H65ZM81 216H82V215H80L79 218H81ZM97 216H99V215H97ZM135 216H136V215H135ZM138 216H137V218H138ZM145 216H146V215H145ZM61 217H62V216H61ZM93 217H94V216H93ZM95 217H96V216H95ZM133 217H134V216H133ZM133 217H132V218H133ZM179 217L182 219V216H179ZM69 218H70V217H69ZM71 218H72V217H71ZM141 218H142V217H141ZM151 218H152V217H151ZM48 219H49V218H48ZM77 219H78V218H77ZM92 219H93V218H92ZM170 219H171V217H170ZM172 219H173V218H172ZM44 220H46V219H44ZM58 220H59V219H58ZM60 220H61V219H60ZM63 220H64V219H63ZM79 220H80V219H79ZM93 220H94V219H93ZM143 220H145V219L143 218ZM152 220H153V219H152ZM173 220H174V219H173ZM176 220H177V218H176ZM176 220H175V223H177ZM193 220H195V219H193ZM18 221H20V220H18ZM41 221H43V220H41ZM64 221H66V220H64ZM72 221H73V220H72ZM74 221H76V219H74ZM91 221H92V220H91ZM171 221H172V220H171ZM182 221H183V220H182ZM77 222H78V221H77ZM80 222H81V221H80ZM86 222H87V221H86ZM145 222H146V221H145ZM151 222H153V221H151ZM43 223H44V221H43ZM45 223H46V222H45ZM48 223H49V222H48ZM57 223H58V222H57ZM63 223H64V222L62 221V224H63ZM81 223H82V222H81ZM115 223H116V222H115ZM143 223H144V222H143ZM158 223H159V222L157 221V224H158ZM166 223H168V222H166ZM183 223H184V222H183ZM186 223H187V222H186ZM41 224H42V222H41ZM85 224H86V223H85ZM100 224H101V223H100ZM106 224H107V223H106ZM108 224H109V223H108ZM118 224H119V223H118ZM133 224H134V223H133ZM149 224H150V223H149ZM162 224H163V223H162ZM170 224H171V223H169V225H170ZM172 224H173V223H172ZM190 224H191V223H190ZM205 224H206V223H205ZM241 224H242V223H241ZM27 225H29V224H26L25 227H27ZM78 225H80V224H78ZM114 225H115V224H114ZM140 225H141V224H140ZM152 225H153V224H152ZM155 225H156V222L154 223V226H155ZM188 225H189V222H188ZM208 225H209V224H208ZM212 225H213V224H212ZM212 225H211V227H212ZM6 226H7V225H6ZM15 226H16V225H15ZM45 226H46V225H45ZM45 226H43V227H45ZM76 226H77V225H76ZM80 226H81V225H80ZM134 226H135V225H134ZM142 226H143V225H142ZM150 226H151V225H150ZM176 226H177V224H176ZM179 226H180V225H179ZM181 226H183V224H181ZM185 226H186V225H185ZM213 226H214V225H213ZM215 226H217V225H215ZM8 227H10V226H8ZM28 227H29V226H28ZM40 227H41V226H40ZM114 227H115V226H114ZM132 227H133V226H132ZM135 227H136V226H135ZM135 227H134V228H135ZM146 227H147V224H146ZM164 227H165V226H164ZM171 227H172V226H171ZM174 227H175V225H174ZM197 227H198V226H197ZM197 227H196V228H197ZM221 227H222V226H221ZM76 228H77V227H76ZM78 228H79V227H78ZM78 228H77V229H78ZM84 228H85V226L83 227V231H84ZM106 228H107V227H106ZM123 228H124V227H123ZM123 228H122V229H123ZM152 228H153V227H152ZM169 228H170V227H169ZM176 228H177V227H176ZM182 228H183V227H182ZM182 228H180L181 231H182ZM193 228H194V227H193ZM205 228H207V227H205ZM205 228H204V229H205ZM208 228H209V227H208ZM212 228H213V227H212ZM214 228H215V227H214ZM45 229H46V228H45ZM111 229H112V228H111ZM124 229H125V228H124ZM126 229H128V228H126ZM145 229H146V228H145ZM171 229H172V228H171ZM187 229H188V228H187ZM199 229H200V228H199ZM201 229H202V227H201ZM46 230H47V229H46ZM78 230H79V229H78ZM129 230H130V229H129ZM178 230H179V229H178ZM207 230H208V229H207ZM41 231H42V230H41ZM50 231H51V230H47V232H50ZM87 231H88V230H87ZM117 231H118V230H117ZM145 231H146V230H145ZM150 231H151V230H150ZM200 231H201V230H200ZM22 232H23V231H22ZM43 232H44V231H43ZM81 232H82V229H81ZM109 232H111V231H109ZM114 232H116V231L114 230ZM118 232H120V231H118ZM177 232H178V231H177ZM203 232H204V231H203ZM203 232H201L200 236L202 235ZM27 233H28V234H31V233H29L28 231H27ZM50 233H51V232H50ZM58 233H60V231H59ZM61 233H62V232H61ZM83 233H84V232H83ZM96 233H97V232H96ZM100 233H101V232H100ZM104 233H105V232H104ZM104 233H103V234H104ZM167 233H168V231H167ZM170 233H171V230H170ZM170 233H169V234H170ZM175 233H176V232H175ZM179 233H180V232H179ZM182 233H183V232H181V235H182ZM207 233H209V232L207 231ZM213 233H214V231H213ZM213 233H212V234H213ZM11 234H12V233H11ZM11 234H10V235H11ZM15 234H16V233H14V235H15ZM17 234H18V232H17ZM43 234H44V233H43ZM71 234H72V233H71ZM139 234H140V233H139ZM176 234H177V233H176ZM183 234H184V233H183ZM196 234H197V232H196ZM204 234H206V233H204ZM212 234H211V235H212ZM14 235H13V236H14ZM49 235H51V234H49ZM80 235H81V233H80ZM104 235H106V234H104ZM177 235H178V234H177ZM190 235H191V234H190ZM190 235H189V236H190ZM211 235H210V236H211ZM38 236H39V235H38ZM38 236H37V237H38ZM47 236H48V235H47ZM91 236H92V235H91ZM110 236H111V235H109L108 238H109ZM112 236L114 237V235H112ZM132 236H133V235H131V236H129V237H132ZM149 236H150V235H149ZM170 236H171V234H170ZM173 236H174V233H173ZM186 236H187V235H186ZM186 236H185V239H186ZM197 236H199V235H197ZM197 236H196V238H197ZM207 236H208V238L210 237L208 234H207ZM16 237H17V236H16ZM26 237H27V236H26ZM34 237H35V236H34ZM40 237H41V236H40ZM48 237H49V236H48ZM80 237H81V236H80ZM80 237H79V238H80ZM99 237H100V236H99ZM101 237H102V236H101ZM129 237H128V239H129ZM140 237H141V236H140ZM150 237H151V236H150ZM192 237H195V236L192 235ZM19 238H20V236H19ZM29 238H30V236H29ZM43 238H44V237H43ZM50 238H51V240H53L52 237H50ZM62 238H63V237H62ZM65 238H66V236L64 237V239H65ZM84 238H87V237L85 236ZM102 238H104V237H102ZM134 238H135V237H134ZM141 238H142V237H141ZM165 238H166V237H165ZM179 238H180V237H179ZM187 238H191V237H187ZM206 238H207V237H206ZM208 238H207V239H208ZM12 239H13V238H12ZM20 239H21V238H20ZM56 239H57V238H56ZM135 239H136V238H135ZM202 239H203V238H202ZM48 240H49V239H48ZM67 240H68V238H67ZM82 240H84L83 237H82ZM95 240H97V238H95ZM103 240H104V239H103ZM105 240H106V239H105ZM109 240H111V237H110ZM126 240H127V239H126ZM129 240H130V239H129ZM153 240H154V239H153ZM162 240H163V239H162ZM174 240H175V242L178 241V240H176V239H174ZM187 240H188V239H187ZM214 240H215V238H214ZM214 240H213V241H214ZM225 240H226V239H225ZM227 240L229 241V239H227ZM17 241H18V240H17ZM17 241H16V242H17ZM98 241H99V240H98ZM132 241H133V240H132ZM140 241H141V240H140ZM159 241H160V240H159ZM171 241H172V239H171ZM180 241H181V240H180ZM193 241H194V239H193ZM69 242H70V240H69ZM111 242H112V241H111ZM111 242H110V243H111ZM160 242L163 243L162 241H160ZM167 242H168V241H167ZM189 242H190V241H189ZM211 242H212V241H211ZM10 243H11V242H10ZM10 243H9V244H10ZM84 243H85V240H84ZM106 243H108V242H106ZM132 243H133V242H132ZM161 243H160V244H161ZM179 243H181V242H179ZM184 243H187V242H184ZM155 244H156V243H155ZM195 244H196V243H195ZM10 245H11V244H10ZM10 245H9V246H10ZM32 245H33V244H32ZM162 245H163V244H162ZM168 245H169V244H168ZM180 245H181V244H180ZM197 245H198V244H197ZM13 246H14V244H13ZM89 246H90V245H89ZM134 246H135V247H138L139 245L136 246V243H135ZM142 246H143V245H142ZM152 246H153V245H152ZM14 247L16 248V246H14ZM35 247H36V246H35ZM35 247H34V248H35ZM38 247H39V246H38ZM40 247H41V246H40ZM49 247H51V246H49ZM49 247H47V248H49ZM81 247H82V245H81ZM106 247H107V246H106ZM106 247H105V248H106ZM130 247H132V246H130ZM135 247H134V248H135ZM148 247H149V246H148ZM188 247H189V245H188ZM188 247H187V249H188ZM41 248H42V247H41ZM47 248H46V249H47ZM77 248H78V247H77ZM90 248H91V247H90ZM161 248H162V247H161ZM182 248H183V247H182ZM185 248H186V247H185ZM197 248H198V247H197ZM44 249H45V248H44ZM78 249H79V248H78ZM83 249H84V248H83ZM83 249H80V250H83ZM131 249H132V248H131ZM136 249H137V248H136ZM138 249L141 250V248H138ZM39 250H40V249H39ZM42 250H43V249H42ZM49 250H50V249H49ZM160 250H161V249H160ZM185 250H186V249H185ZM189 250H190V249H189ZM44 251H45V250H44ZM44 251H43V252H44ZM53 251H54V250H53ZM55 251H56V250H55ZM55 251H54V252H55ZM154 251H155V249H154ZM197 251H198V250H196L195 253H196ZM46 252H47V251H46ZM82 252H83V251H82ZM162 252H163V251H162ZM220 252H221V251H220ZM224 252H226V250H225ZM233 252H234V251H233ZM44 253H45V252H44ZM97 253H100V251L97 252ZM190 253H191V251H190ZM190 253H189V254H190ZM228 253H229V252H228ZM231 253H232V252H231ZM231 253H230V254H231ZM48 254H49V253H48ZM48 254H47V255H48ZM57 254H58V252H57ZM83 254H84V253H83ZM187 254H188V253H187ZM217 254H218V253H217ZM217 254H216V256H217ZM223 254H224V253H223ZM20 255H21V254H20ZM86 255H87V254H86ZM93 255H94V254H93ZM96 255H97V254H96ZM219 255H220V253H219ZM225 255H226V254H225ZM90 256H91V255H90ZM205 256H207V255H205ZM208 256H209V255H208ZM211 256H212V254H211ZM30 257H31V256H30ZM62 257H63V256H62ZM62 257H60V258H62ZM82 257H84V256H82ZM209 257H210V256H209ZM209 257H208V258H209ZM214 257H215V255H214ZM24 258H25V256L22 257L21 259L23 260ZM43 258H44V257H43ZM91 258L93 259V257H91ZM94 258H95V257H94ZM143 258H144V257H143ZM21 259H20V260H21ZM37 259H38V257H37ZM63 259H64V258H63ZM80 259H82V258H80ZM86 259H87V258H86ZM20 260H19V261H20ZM27 260H29V259H27ZM44 260H45V258H44ZM66 260H67V259H66ZM93 260H96V259H93ZM93 260H92V261H93ZM145 260H146V258H145ZM145 260H143V262H144ZM206 260H207V259H206ZM80 261H81V260H80ZM207 261H208V260H207ZM17 262H18V261H17ZM24 262L27 263V261H24ZM81 262H83V261H81ZM86 262H87V261H86ZM188 262H190V261H188ZM204 262H205V261H204ZM225 262H227V260H226ZM21 263H23V262H21ZM29 263H30V262H29ZM37 263H38V262H37ZM68 263H69V262H68ZM83 263H84V262H83ZM88 263H89V262H88ZM101 263H102V262H101ZM24 264H25V263H24ZM30 264H31V263H30ZM42 264H45V263L42 262ZM85 264H86V263H85ZM96 264H97V263H96ZM144 264H146V262H145ZM148 264H150V263L148 262Z\"/></svg>",
	"mask_w": 264,
	"mask_h": 264
},
{
	"label": "rangeland",
	"instance_id": "rangeland-1",
	"mask_svg": "<svg viewBox=\"0 0 264 264\" xmlns=\"http://www.w3.org/2000/svg\"><path fill=\"white\" fill-rule=\"evenodd\" d=\"M228 2H229V0H214V3L218 4L220 6H224L225 3H228ZM245 2L249 3V4L251 3V2H248L246 0H245ZM228 4H226V5H228ZM113 38L116 39V43L120 42L119 41L120 36L113 35ZM128 41H129L128 45L130 46V40L128 39ZM122 46L124 47V43H123ZM79 82L74 83L73 86H74V88L79 87V88H76V89H77V91L80 94V93L83 92V80H82V84H81V81H79ZM256 95L257 94H255V99L258 102L255 101V105L258 108V110H260V105L259 104H260V101L263 100V98H264V93H260V95H257V98H256ZM183 97L184 96H181L180 99H182ZM167 103L170 104V108L168 107L167 110L169 109V111L175 112L178 115H182L183 114L182 111L180 110L181 103L178 100H176V101H173V100L171 101L170 100V102H169V100H167ZM257 103H259V104H257ZM66 104H67L68 107L66 106L63 109V111L61 112V115L63 117H65L67 119V121H68V116L65 115V111L67 110V108H70V106H69L68 102H66ZM77 107L79 108L77 110L78 112H80V111L83 112V110H82L83 109V99H82V103L80 105H78ZM88 112H90V111H88ZM80 131H81L80 129L77 130L76 135L73 136V138L75 140L76 139H78V140L80 139V137H79L81 135ZM78 143H79V141L77 142V145H78ZM195 151L198 152V155H199V165L203 164L205 162L204 152L202 150H195ZM79 157H80V154L78 156V159H79ZM220 163H222L221 160H220ZM182 167L184 168V166H182ZM184 170L186 171L185 168H184ZM168 214H169V211L167 209H165V210H163L161 212L159 211L157 213V215L160 217V221H164L168 217ZM8 216L10 217V214ZM91 232H92V234L97 236L98 240H99V241L97 240V241L92 242V245H91V247H92L94 252L97 253V252L100 251V253H97L98 258H99L98 264H144L143 257L144 258H149L150 255H151V250L149 249V247L144 246L142 248V250H137V249H135L133 247H130V244L127 243V240L125 238H119L118 241H116V242L113 241V242L110 243V241L105 237V235L104 236L102 235L105 232V229L100 227L96 223H92L91 224ZM101 236L104 237V238H102ZM106 242H108V243H106ZM158 261L159 262H163L161 260H158ZM168 264H171V262L168 261Z\"/></svg>",
	"mask_w": 264,
	"mask_h": 264
},
{
	"label": "crops",
	"instance_id": "crops-1",
	"mask_svg": "<svg viewBox=\"0 0 264 264\" xmlns=\"http://www.w3.org/2000/svg\"><path fill=\"white\" fill-rule=\"evenodd\" d=\"M246 1H248V2H251L252 3V1L253 0H246ZM98 5H100L99 3H98V1H93V6H96L97 7V9L98 10H100V7L98 6ZM129 13V12H128ZM128 18H129V16L127 17V18H119V19H117V21H115V22H112V23H106V25H107V27L105 26L104 28H103V31H104V29L106 28V31L108 30L109 31V33L112 35V37H113V33H114V35H116V36H120V39H119V41L120 42H117L116 43V39H114L113 38V43L111 44V46L107 49V51H105L104 53H103V57H104V59H105V62H107L110 66H114V65H116V63H120V64H126L127 66H129V68H130V56H129V45H128V41H127V38H126V33L128 34ZM124 20V21H123ZM117 22V23H116ZM122 22V23H121ZM124 22V23H123ZM115 23V24H114ZM119 25V26H118ZM126 26H127V30H126ZM147 26V25H146ZM154 26H157V25H154ZM115 27V28H114ZM145 27V26H144ZM144 27H142V28H144ZM158 27V26H157ZM123 30V31H122ZM158 30H160V27H158ZM120 31H122V32H120ZM125 31H127V32H125ZM149 31V32H148ZM151 31H153V29H150V30H145V31H143V29H142V36L144 37V38H146V37H148L150 34L152 35V32ZM101 32V31H100ZM99 32V33H100ZM125 32V33H124ZM143 32L146 34V35H144L143 34ZM160 32H161V30H160ZM98 33V34H99ZM159 34V33H158ZM95 37H96V35H95ZM93 38H94V36H93ZM123 43H124V47L122 46L123 45ZM122 44V45H121ZM128 50V51H127ZM110 54H112V59H109V57H110ZM128 55V56H127ZM119 56V57H118ZM99 61H101V59L100 60H98V61H96V62H94L93 61V63H94V65L96 66L97 64H98V62ZM129 74H130V71H129V73H127V74H125V75H122L121 77H118V78H114V79H107L106 80V78H99V77H97V78H95L96 76H94V75H92V76H89L90 74H87L88 76H85V77H83V79L81 78L80 80H85V81H83V105H87V102L86 101H90L88 104L89 105H91L92 107H95V106H101V105H103V104H106V103H109L110 101H111V96L112 95H110V94H107L105 97H104V101H103V97H101L102 96V93H103V91L104 90H108V89H106V88H101L100 86L102 85V84H104V83H108V82H111V81H119V80H121V79H123L124 77H128L129 76ZM97 79V80H96ZM101 79V80H100ZM103 79V80H102ZM86 81H89L88 83H86ZM92 81H94V82H92ZM104 81V82H103ZM91 82V83H90ZM94 83V84H93ZM98 83V84H97ZM102 83V84H101ZM85 84H87V85H85ZM89 84H91V85H89ZM92 84H93V86H92ZM97 86H99V88H97ZM97 91V97L96 98H94V100L93 99H91L90 98V96L92 95L91 94V92L92 91ZM87 91V92H86ZM85 92V93H84ZM100 94V95H99ZM86 96V97H85ZM98 97H99V99H98ZM168 98V99H167ZM177 98H178V93L176 94V96H175V98H170V97H165L164 98V102H165V105H166V119H167V111H169V110H167V108L168 107H170V104L169 103H167V100H170V99H172V100H174V101H176L177 100ZM85 99H88V100H85ZM136 99H138L137 97H136ZM176 99V100H175ZM93 100V101H92ZM99 100V101H98ZM109 100V101H108ZM85 101V102H84ZM137 104H141V103H139V101H137ZM91 107V108H92ZM145 113H146V110H145ZM197 117V116H196ZM195 117V118H196ZM200 117V116H199ZM209 117V116H208ZM201 118H202V121H203V123L205 124V125H207V126H209L210 124V122L208 123L202 116H201ZM194 119V118H193ZM192 120V119H191ZM190 120V121H191ZM209 121H210V119H209ZM166 123H167V121H166ZM165 123V124H166ZM209 124V125H208ZM164 126V125H163ZM173 126L174 127H177V124H173ZM178 126H180V127H182L181 125H178ZM162 127V126H161ZM92 128V127H91ZM183 132L185 131V130H182ZM203 134V135H202ZM96 135V134H95ZM200 135V134H199ZM197 136V140L199 141L198 143L200 144V148L202 149V151H203V147H202V143H203V138L206 136V137H208V135L206 134V133H204V132H201V135L200 136ZM202 136V137H201ZM204 136V137H203ZM201 139H200V138ZM211 144V143H210ZM164 145H165V142H164ZM186 145V144H185ZM210 147V146H209ZM186 151H187V145H186ZM204 152V151H203ZM186 154V153H185ZM185 156V155H184ZM183 156V157H184ZM182 157V158H183ZM181 159V158H180Z\"/></svg>",
	"mask_w": 264,
	"mask_h": 264
}]
</instances>
